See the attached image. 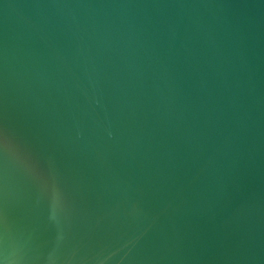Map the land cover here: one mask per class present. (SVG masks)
Returning a JSON list of instances; mask_svg holds the SVG:
<instances>
[{"label":"water","instance_id":"obj_1","mask_svg":"<svg viewBox=\"0 0 264 264\" xmlns=\"http://www.w3.org/2000/svg\"><path fill=\"white\" fill-rule=\"evenodd\" d=\"M0 264H264V0H0Z\"/></svg>","mask_w":264,"mask_h":264}]
</instances>
